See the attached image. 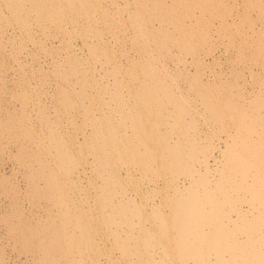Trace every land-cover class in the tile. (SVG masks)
<instances>
[{"label": "bare ground", "instance_id": "6f19581e", "mask_svg": "<svg viewBox=\"0 0 264 264\" xmlns=\"http://www.w3.org/2000/svg\"><path fill=\"white\" fill-rule=\"evenodd\" d=\"M0 264H264V0H0Z\"/></svg>", "mask_w": 264, "mask_h": 264}, {"label": "rangeland", "instance_id": "374dc122", "mask_svg": "<svg viewBox=\"0 0 264 264\" xmlns=\"http://www.w3.org/2000/svg\"><path fill=\"white\" fill-rule=\"evenodd\" d=\"M10 167H11V166L8 165V167H7V168H8V171L10 170ZM23 182H24V181H23ZM24 184H25V183H24Z\"/></svg>", "mask_w": 264, "mask_h": 264}]
</instances>
